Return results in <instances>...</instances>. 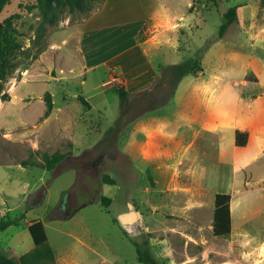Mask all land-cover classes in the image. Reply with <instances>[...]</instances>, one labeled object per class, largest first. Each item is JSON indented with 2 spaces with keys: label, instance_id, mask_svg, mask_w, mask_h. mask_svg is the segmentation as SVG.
<instances>
[{
  "label": "rangeland",
  "instance_id": "1",
  "mask_svg": "<svg viewBox=\"0 0 264 264\" xmlns=\"http://www.w3.org/2000/svg\"><path fill=\"white\" fill-rule=\"evenodd\" d=\"M92 5L88 14L65 13L58 25L45 24L39 45L36 31L43 20L35 0H9L0 13L21 44L8 50L12 66L0 91L10 96L0 100V220H17L19 226L0 233V244L32 240L25 227L38 219L55 264H142L131 240L145 238L162 264H264V142L245 159L235 150L248 145L235 147L234 130L214 129L247 118L235 92L240 87L227 80L264 85V3ZM232 6L239 22L219 39L223 14ZM151 36L145 50L157 70L207 46L203 73L191 76L193 84L212 80L209 97L222 103L219 112L208 116L202 98L190 97V80L170 97L166 83L153 96L131 94L120 108L115 87H126V81L106 61ZM46 92L53 110L42 119ZM151 102L160 105L147 107ZM56 151L66 156L54 170L38 166L43 154ZM216 193L231 195L234 233L228 237L212 234ZM129 210L140 217L121 224L118 216Z\"/></svg>",
  "mask_w": 264,
  "mask_h": 264
},
{
  "label": "trees",
  "instance_id": "2",
  "mask_svg": "<svg viewBox=\"0 0 264 264\" xmlns=\"http://www.w3.org/2000/svg\"><path fill=\"white\" fill-rule=\"evenodd\" d=\"M9 0H0V13ZM93 0H35V6L42 18V24L36 31L35 42L37 45L41 44V40L46 34V27L44 26H56L62 20L65 13L79 12L82 14H88L93 9ZM264 3V0H261ZM239 22V16L237 13V7H229L223 14V22L220 25L217 33V37L220 39L224 36L225 32L232 24ZM16 29L9 20L0 21V91L3 88V83L7 81L10 74L12 62L10 61V53L8 50H14L20 48L21 44L16 41ZM206 47H201L195 57L179 62L175 64H168L159 66V75L155 79L152 86L139 92V96H153V93L159 87H162L165 83L170 87V97L175 91L177 85L187 75H195L203 73V67L201 65V58L205 52ZM41 51V49H38ZM12 52V51H11ZM37 58V55L33 59ZM115 91L118 94L120 100V108L123 109L129 100L131 93L126 90V87L119 84L115 87ZM8 93L0 95V100H9ZM45 110L42 115V119L48 118L53 110L52 97L49 92L44 96ZM160 104L151 102L147 107L153 108ZM248 136L246 132L235 131L234 144L236 147H244L247 142ZM65 153L56 151L52 154H43L39 167L47 171L54 170L65 158ZM26 162H23V166ZM105 183H110L109 179H105ZM35 195L32 193L30 199ZM43 193L41 194V196ZM41 198V197H40ZM102 200L107 202L108 199L102 197ZM40 200L29 203L35 205ZM231 195L228 193H216L214 198V209L212 215V234L215 237H228L231 233V211H230ZM17 220H11L8 218H2L0 220V232L4 231L9 226L16 224ZM118 222V220H114ZM28 232L32 238L34 248L20 256L19 260L21 264H55V253L50 244L48 243V237L45 231L44 224L41 221H32L28 226ZM132 245L135 248L137 261L142 264H162L154 256L151 250V245L148 238L142 241L131 240Z\"/></svg>",
  "mask_w": 264,
  "mask_h": 264
},
{
  "label": "crops",
  "instance_id": "3",
  "mask_svg": "<svg viewBox=\"0 0 264 264\" xmlns=\"http://www.w3.org/2000/svg\"><path fill=\"white\" fill-rule=\"evenodd\" d=\"M142 26L143 23L141 27ZM151 38L152 36L146 39L142 44L137 43L135 46L129 44L125 47H122L106 61V64H108V66L113 68L118 73V75H121L122 78H124V80L126 81V90L131 94L136 95L139 92L149 88L153 85L155 81L154 79L158 77V70L156 66L152 63V61L148 58L145 50L146 46L149 45L152 41ZM192 78L193 77L191 75H187L182 78V80L178 84V88L175 91V94L177 93L182 83L185 82V80H190V88L187 91L190 97L197 95L202 98L201 109L206 111V114L208 116H212V111L219 112L222 107V103L216 99L212 102V98L209 97V89L212 86V80L200 84H193L194 79ZM227 81L229 82V85L231 84L235 87H240V89H237L238 91L235 92L237 93L236 96L243 100L242 103L247 108V118L243 119V122L241 123L238 120H234L233 122L228 123L224 126H215L214 129L224 128L229 131L234 130V134L235 131H245L248 136L245 145L248 146L244 147L245 149L243 151L235 150V152L237 154L240 153L243 158L248 159L252 157V155H256L262 150V142H264V85H259V82L254 83L251 81H243L236 78H232ZM223 87L224 86H222V88ZM234 102L238 104L240 103L238 101ZM187 109L191 112L193 111L192 107H187ZM255 118L256 120L258 119V122L253 123ZM186 122L190 123L191 126L192 123H194V121H191L192 123L189 121ZM206 128L212 130V124H206ZM231 210H233V208H231L230 203V211ZM36 221L41 220L36 219ZM29 224L30 222L25 227L27 230ZM13 225L19 226V222ZM8 228H6L5 230H8ZM231 228L232 229L230 235H233L234 230L232 226V215ZM29 240L31 239L22 238V240H20V243L11 244L8 242L0 244V264H21L19 260L20 256L30 252L34 248L32 240Z\"/></svg>",
  "mask_w": 264,
  "mask_h": 264
},
{
  "label": "water",
  "instance_id": "4",
  "mask_svg": "<svg viewBox=\"0 0 264 264\" xmlns=\"http://www.w3.org/2000/svg\"><path fill=\"white\" fill-rule=\"evenodd\" d=\"M140 217V214L138 211L135 210H129L125 213H122L118 216V220L121 224L129 225L132 224L136 219Z\"/></svg>",
  "mask_w": 264,
  "mask_h": 264
},
{
  "label": "flooded vegetation",
  "instance_id": "5",
  "mask_svg": "<svg viewBox=\"0 0 264 264\" xmlns=\"http://www.w3.org/2000/svg\"><path fill=\"white\" fill-rule=\"evenodd\" d=\"M68 208H69V207H67V204H66V203H64V204L62 205V210H64V212H66V211L68 210Z\"/></svg>",
  "mask_w": 264,
  "mask_h": 264
},
{
  "label": "built area",
  "instance_id": "6",
  "mask_svg": "<svg viewBox=\"0 0 264 264\" xmlns=\"http://www.w3.org/2000/svg\"><path fill=\"white\" fill-rule=\"evenodd\" d=\"M110 75L112 76V73H110ZM113 77V76H112ZM114 78V77H113Z\"/></svg>",
  "mask_w": 264,
  "mask_h": 264
}]
</instances>
